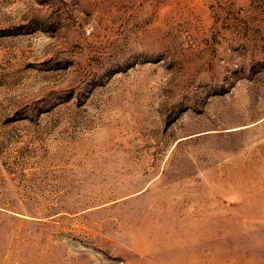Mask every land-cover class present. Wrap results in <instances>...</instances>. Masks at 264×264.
<instances>
[{"label":"rangeland","instance_id":"1","mask_svg":"<svg viewBox=\"0 0 264 264\" xmlns=\"http://www.w3.org/2000/svg\"><path fill=\"white\" fill-rule=\"evenodd\" d=\"M0 264H264V0H0Z\"/></svg>","mask_w":264,"mask_h":264}]
</instances>
